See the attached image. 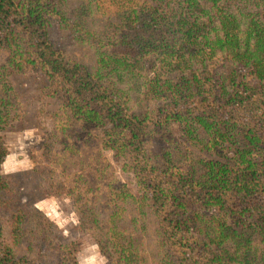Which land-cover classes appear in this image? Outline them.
I'll return each instance as SVG.
<instances>
[{
  "label": "trees",
  "instance_id": "16d2710c",
  "mask_svg": "<svg viewBox=\"0 0 264 264\" xmlns=\"http://www.w3.org/2000/svg\"><path fill=\"white\" fill-rule=\"evenodd\" d=\"M23 68L56 98L54 161L98 144L94 184L38 173L108 264H264V0H0V131ZM61 137L75 138L56 153ZM7 153L0 136V169ZM20 221L6 220L8 237L0 223V264H77L72 243L18 254Z\"/></svg>",
  "mask_w": 264,
  "mask_h": 264
},
{
  "label": "rangeland",
  "instance_id": "374dc122",
  "mask_svg": "<svg viewBox=\"0 0 264 264\" xmlns=\"http://www.w3.org/2000/svg\"><path fill=\"white\" fill-rule=\"evenodd\" d=\"M46 81L44 75L32 68L13 71L8 77L18 104L13 119L5 123L0 131L1 139L8 151L0 169V174L7 183V187L0 190V223L5 236L8 237L9 228L6 220L14 213L20 214L18 254L34 256L46 243L53 248L72 243L75 247L73 258L77 264H108L107 257L100 252L90 233L79 227L80 222L74 212L70 196L63 190L46 194L41 189L43 181L38 173L41 164L46 165L48 169V165L53 166L54 173L51 179L56 186L68 181L64 177L65 173L72 178L75 177V173H80L83 185L85 181L90 184L98 181L92 171L87 173L91 160L95 159V155L92 154L93 148L98 144L93 143L91 148L81 145L79 148L82 154L70 155L74 162L67 164H63V160L58 163L54 161L53 151L58 144L52 143L53 147L48 152V134L55 132L56 122L51 113L59 110L56 98L46 94L42 89ZM58 119H63V116ZM74 138L72 137L67 144V137L66 139L61 137L56 153L65 145L71 146ZM103 152L112 160L111 151ZM113 160L115 178L136 194L137 189L131 171L125 164L122 165V159ZM57 164H63V169L66 170L59 172ZM146 226L133 231L137 243L140 239L147 238L149 231L147 221Z\"/></svg>",
  "mask_w": 264,
  "mask_h": 264
}]
</instances>
